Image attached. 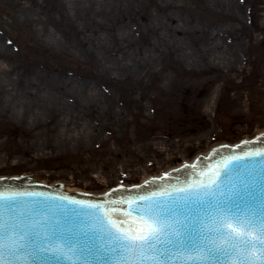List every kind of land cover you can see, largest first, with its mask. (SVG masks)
<instances>
[{
  "label": "rangeland",
  "instance_id": "1",
  "mask_svg": "<svg viewBox=\"0 0 264 264\" xmlns=\"http://www.w3.org/2000/svg\"><path fill=\"white\" fill-rule=\"evenodd\" d=\"M216 39L234 67L210 60ZM259 129L264 0H0V176L97 194Z\"/></svg>",
  "mask_w": 264,
  "mask_h": 264
},
{
  "label": "snow or ice",
  "instance_id": "2",
  "mask_svg": "<svg viewBox=\"0 0 264 264\" xmlns=\"http://www.w3.org/2000/svg\"><path fill=\"white\" fill-rule=\"evenodd\" d=\"M257 159L264 168V148L228 155L184 187L113 200L107 208L67 196L60 198L66 204L36 200L39 207L33 208L23 205L24 197L42 193L0 192V264L29 257L42 264H87L96 245L90 229L78 222L81 215L94 220L92 229L111 245L110 264H264V199L259 211H239L246 197L264 195V174L247 163ZM233 171L241 187L233 184L225 195L222 186ZM209 209L210 223L202 216Z\"/></svg>",
  "mask_w": 264,
  "mask_h": 264
},
{
  "label": "water",
  "instance_id": "3",
  "mask_svg": "<svg viewBox=\"0 0 264 264\" xmlns=\"http://www.w3.org/2000/svg\"><path fill=\"white\" fill-rule=\"evenodd\" d=\"M250 142L248 144L242 143L239 145L240 147H234L231 148L229 146H223L215 151H213L209 157H200L196 163L193 165L187 164L181 168L172 170L167 175L156 178L153 180H150L147 183L133 186V187H118L114 190L118 191H111L110 193H107L104 198L98 199L91 195L86 194H69L65 193L64 191L59 190L58 188L49 187L43 184H26L22 179L16 178V179H0V192H20V193H31V192H37L42 193L43 196L40 197H34V196H25L23 205H32L33 208H38L39 205L35 204L34 202L36 200H40L41 202L47 203V204H66V201H63L62 197H69L76 200H81L89 203H104L105 207H108L107 202L113 201V200H128V199H135L136 197L140 195H151L153 192H161V191H171L173 188H181L184 187L187 183H190L196 179L199 178V173L206 171L210 168H213L217 165L219 161H221L224 157L228 155H237L241 154L244 151H254L257 148H264V134L261 135L259 138L253 141H247ZM247 163L255 168V171L261 174H264V168L259 164V159L255 161H247ZM194 166V167H190ZM251 170V168L249 169ZM223 175V173H222ZM231 182H228L226 179L225 184L222 186L223 191L225 195L229 193V190L232 189V185L235 184L237 188L241 187L239 185V182L235 179L236 172L233 171ZM27 181H31V178L25 179ZM154 181V182H153ZM57 185V184H55ZM60 185V184H58ZM61 186V185H60ZM235 191V189H233ZM257 192L260 191L259 187L256 189ZM179 195H183L182 193ZM44 197H55L56 200H48L44 201ZM223 198V197H221ZM264 199V195H258L256 200H250L247 197L245 200L240 201V208L239 211L242 214H249L253 209L256 211H259V205L261 200ZM168 203H171V201H168ZM68 209H75L76 212L85 213L88 210L87 209H80L73 205H68ZM124 207H127V205H124ZM211 212V209L202 212V216H204L206 222L207 221V215ZM57 214H59V209H57ZM183 217H181L182 219ZM82 221L84 226L90 229V235L93 237L94 243L96 245L95 248L92 249V252L88 256L87 264H110V261L108 260V257L114 255L108 249L111 247L107 243V240L104 238L103 234L99 232L96 229H92V225L95 223L94 220L91 218H88L84 215H81L78 217V222ZM180 252H184V250H180ZM179 254V253H178ZM184 254H187L184 252ZM14 264H42V262H37L32 260L31 257L28 258L26 261H16ZM77 264H84L83 261L77 262Z\"/></svg>",
  "mask_w": 264,
  "mask_h": 264
},
{
  "label": "bare ground",
  "instance_id": "4",
  "mask_svg": "<svg viewBox=\"0 0 264 264\" xmlns=\"http://www.w3.org/2000/svg\"><path fill=\"white\" fill-rule=\"evenodd\" d=\"M168 20L170 21L169 26L171 27L173 33L175 34L173 40L177 41L178 35L182 34V33H180L181 26L179 25V22H177V23L173 22V20H174L173 17H169ZM216 40H217V43H214L213 45H206L205 46V49L208 53V56L210 57V60L215 61L217 63H219V62L228 63V64H230L231 68L234 67V65H232V64L237 60V57L236 56L232 57L231 52L233 50L225 47V45L222 43L221 39H216ZM178 47L182 48V50H183V45L178 44ZM182 56L185 59L192 60V58L188 54L183 53ZM129 64L130 63L125 62V67H128ZM44 88L45 87L41 88L39 86H35L32 89L28 90L34 99L33 103L41 105L46 100H49L50 104H55L59 98L55 94H53L51 92V90H49V88L44 91L46 94L43 95L41 92L44 90ZM65 90L66 89L63 88L62 91L65 92ZM97 93H98V91L95 94H97ZM4 110H9V111H11L12 114L14 112H19L20 113L19 116H20L21 120L27 119V116H29L28 118H31V119L35 120L34 122H36L35 118L37 117L38 112H35L33 110V108L28 106V105H25V104L21 105L19 102L15 101L13 96H11V95H8L7 98L5 99ZM65 123H66L65 130L67 132L69 130V125H68L69 121L65 120ZM91 130L92 131L89 133L90 137L91 138L97 137L98 133L94 131V127H92ZM84 132H85V130L84 131L79 130L80 136L83 135ZM62 135H63V133H62ZM62 135H61V137H62ZM64 135H66V134H64ZM62 139H63V142L65 144L68 142V140L65 136H63ZM58 140H60V139H58ZM205 154H206V152H205ZM145 176H147V173H145L144 177ZM30 178H31V181L38 180L37 178H33V177H30ZM67 189L72 190L69 187Z\"/></svg>",
  "mask_w": 264,
  "mask_h": 264
}]
</instances>
